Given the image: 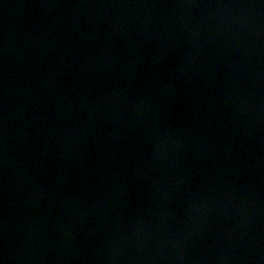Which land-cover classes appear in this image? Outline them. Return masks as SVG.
<instances>
[{
  "label": "water",
  "instance_id": "obj_1",
  "mask_svg": "<svg viewBox=\"0 0 264 264\" xmlns=\"http://www.w3.org/2000/svg\"><path fill=\"white\" fill-rule=\"evenodd\" d=\"M0 264H264V0H0Z\"/></svg>",
  "mask_w": 264,
  "mask_h": 264
}]
</instances>
